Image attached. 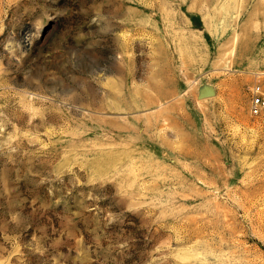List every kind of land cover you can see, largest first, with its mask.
I'll return each mask as SVG.
<instances>
[{"label": "rangeland", "instance_id": "374dc122", "mask_svg": "<svg viewBox=\"0 0 264 264\" xmlns=\"http://www.w3.org/2000/svg\"><path fill=\"white\" fill-rule=\"evenodd\" d=\"M264 0H0V264H264Z\"/></svg>", "mask_w": 264, "mask_h": 264}, {"label": "built area", "instance_id": "2783aa9c", "mask_svg": "<svg viewBox=\"0 0 264 264\" xmlns=\"http://www.w3.org/2000/svg\"><path fill=\"white\" fill-rule=\"evenodd\" d=\"M250 113L253 116L264 114V85L262 83L252 88Z\"/></svg>", "mask_w": 264, "mask_h": 264}]
</instances>
